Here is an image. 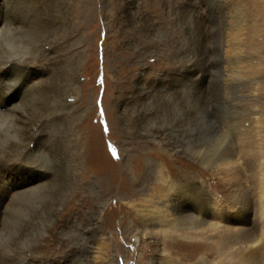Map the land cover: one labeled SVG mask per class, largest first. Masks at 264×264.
Wrapping results in <instances>:
<instances>
[{"label":"rangeland","instance_id":"1","mask_svg":"<svg viewBox=\"0 0 264 264\" xmlns=\"http://www.w3.org/2000/svg\"><path fill=\"white\" fill-rule=\"evenodd\" d=\"M22 1L9 0L7 20L21 11L28 57L69 59L43 95L50 109L36 127L44 138L0 126V162L22 164L7 173L28 185L38 176L30 168L51 174L46 186L16 197L0 214V264H86L96 252L103 255L98 264H152L151 239L135 222L139 212L156 209L148 159L172 158L175 168L199 172L201 187L212 183L215 197L228 199L216 171L196 158L230 153L253 133L250 111L264 112V32H251L264 27V0ZM75 69L80 91L65 99ZM257 87L261 92H253ZM110 171L118 177L107 190L102 181ZM177 244L165 246L172 264L206 259L200 251L188 256L185 248L197 242ZM233 260L227 263H240Z\"/></svg>","mask_w":264,"mask_h":264},{"label":"bare ground","instance_id":"2","mask_svg":"<svg viewBox=\"0 0 264 264\" xmlns=\"http://www.w3.org/2000/svg\"><path fill=\"white\" fill-rule=\"evenodd\" d=\"M8 3L9 0H0V107L2 109L0 126L7 125L8 122L16 129H25L26 132L31 129V134L37 135L39 141L43 135H40L41 129L36 126L46 122V115L50 109V105L44 102L43 95L47 93L53 83V78L69 58L58 55L45 63L46 57H39L38 53L35 57H28V51L32 46L30 47L27 41L24 42L20 34L24 17L17 16L21 11L14 10L15 18L8 21L7 18L12 13L8 10ZM18 4L19 2L17 4L14 2L15 6ZM260 30L264 32V27L257 30L252 29L251 32L260 33ZM51 49L49 48L48 54ZM251 66L254 73L258 74L259 65L252 64ZM78 76V69H75L72 76L74 85L67 93L65 92V99L72 98L74 92L80 91ZM20 80L21 83H19ZM142 90L139 87V91ZM254 91L261 92L258 87ZM107 104L106 108L111 114V105L109 102ZM65 105L70 108L67 102ZM249 114L254 117L252 121L255 126L250 136L249 133H245L244 142L236 140L233 143L234 150L230 153L213 152L196 158L199 159L198 163L203 165L204 169L216 171V179L222 187V196L228 199L221 201L216 198L212 191L215 186L212 183L209 185L211 189L201 187L205 185L198 180L199 172L193 173L192 171L195 170L183 166L175 168L171 164L172 158L162 156V159L161 155L156 153L154 159H148L150 165L145 170V176L148 180H153L154 185V190H152L154 194L148 197L150 201H153L151 206L156 205V209L155 207L149 209L147 213L144 211L145 214L139 212L135 222L140 234L151 239L155 255V261L152 264H172L171 257L164 256L165 246L179 248L182 247L181 244H177L180 241L197 242L198 248L183 247L189 251L188 256H193L200 251L204 253L206 259L216 258L217 261L214 264H228L230 257H234L233 262L238 261L241 264L264 262V112L253 110ZM28 125L31 128L26 127ZM6 133L5 135L9 134L7 131ZM252 136L253 139L257 138V142L251 141ZM38 141L36 142L37 147L39 146ZM7 161L0 162V196L5 199L0 204V214H5L16 197L33 194L51 180V174L48 171L34 167L29 170L35 172L33 176L34 174L38 176L28 185V179H17L18 173L15 174L14 170L7 173L8 170L21 167L22 164L20 162L8 164ZM243 170L247 173L244 174ZM137 173V169L134 170V174ZM117 177L118 172L114 171H110L105 176L102 183L107 190L113 189ZM3 178L6 180L5 183L8 182L12 187V192L7 189ZM229 183L231 190L227 189ZM249 204L252 205L249 206ZM93 230H97L95 225H93ZM254 246L259 248L258 251L246 257L240 255ZM94 254L96 256H92L86 264L100 262L99 256L103 255L97 252ZM24 259V264H31V259ZM206 259L198 264H211Z\"/></svg>","mask_w":264,"mask_h":264}]
</instances>
